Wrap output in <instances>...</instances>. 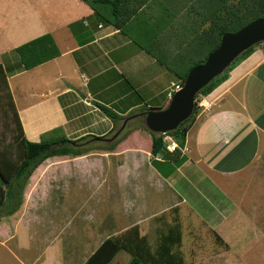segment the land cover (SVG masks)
I'll use <instances>...</instances> for the list:
<instances>
[{"label": "crops", "instance_id": "crops-1", "mask_svg": "<svg viewBox=\"0 0 264 264\" xmlns=\"http://www.w3.org/2000/svg\"><path fill=\"white\" fill-rule=\"evenodd\" d=\"M201 3L117 0L115 5L99 4L95 11L85 0H0L3 38L9 44L2 59L11 69L8 82L26 137L40 141L44 133L56 128L70 139L108 135L116 122L99 104L121 116L140 115L146 107H166L180 78L164 62L176 61L186 52L200 15L196 6ZM44 34L53 36L61 55L23 69L16 47ZM207 98L212 105L199 110L188 130L181 164L158 157L156 163L151 135L140 129L133 130L113 151L44 160L25 187L21 208L0 216L1 246L20 264H27L22 259L25 253L42 244H46L43 253H48L58 240L66 242L62 236L71 233L73 243L88 245L79 251V258L67 260L63 252L56 257L61 264H85L105 240L130 227H137L140 236L154 239L156 231L165 227L163 213L169 220L176 217L181 227L190 215L221 236L225 226L239 223L232 214L237 212L239 218V213H247L240 187L252 189L246 199L262 202L257 190L264 186V44L238 63ZM119 157L126 165L107 173L105 165ZM82 159L86 161L83 169L71 167V162ZM147 163L146 171L142 166ZM124 166L133 170L132 193L126 187L129 179ZM97 168L102 169L103 177L95 173ZM257 170L263 173L254 176ZM257 175L259 181L255 180ZM75 177L92 180L89 190L96 182L99 187L106 181L103 195L119 200L120 213L115 215L110 208L94 221L92 208L70 203L65 191L70 190L69 180ZM54 181L65 184L55 189L58 184ZM143 187L159 193L169 188L179 199L161 209L153 205L155 197L146 205L151 206L147 210L133 201L124 207L128 195L149 196L141 193ZM81 233L77 242L78 237H74ZM183 239L182 228V243ZM123 251L109 264L120 261ZM199 256V262L184 264H201ZM40 257L45 256L39 255L31 264H39Z\"/></svg>", "mask_w": 264, "mask_h": 264}, {"label": "trees", "instance_id": "trees-1", "mask_svg": "<svg viewBox=\"0 0 264 264\" xmlns=\"http://www.w3.org/2000/svg\"><path fill=\"white\" fill-rule=\"evenodd\" d=\"M85 1L97 11L99 4L111 3L115 5L117 0ZM196 8L200 11V15L197 18V24L193 26L194 29L191 31L186 52L180 54V59L175 58L176 61L164 62L180 78V85L184 84L190 69L203 63L207 56L219 45L224 33L235 32L249 22L264 17V0H202V3ZM207 22L208 25L205 26ZM259 44L261 43L243 52L223 74L217 76L205 86L196 95V98L210 94L223 83L229 77L230 71L247 58ZM15 51L23 69L33 68L61 55V51L51 34H44L25 42L17 46ZM149 51L152 53L151 50ZM155 55L160 57L158 53ZM10 71V68L0 62V85L7 87L9 90L8 72ZM10 93L11 91H9V102L13 110L14 127L17 131L16 139L21 150L16 160L10 159L6 151H0V208L5 205L6 215H11L21 208L24 202L25 187L29 183L32 173L47 158L85 155L98 149H105L103 146L98 145L107 142L109 144L106 150L113 151L131 133H126L118 140L111 142L112 139L108 138V135H87L78 139H70L61 132L60 128H56L44 133L40 141H31L25 135L13 94ZM99 105L115 122L126 120L129 117H123L103 104ZM150 109L152 108L146 107L144 110L148 111ZM199 110L200 108L195 100L193 114L182 122L177 129L165 134L151 131L146 126L145 115L142 113L134 115L130 119L139 120L141 124H138L136 129L148 132L151 135V153L156 163H158V158H163L166 161L178 160L175 163L181 164L185 159L182 148L185 146L186 135L194 124ZM168 135L172 136L179 145V148L175 151H169L168 149L169 142L165 139ZM130 229L135 233L133 237H124L121 240L119 238H108L85 264H109L120 250L128 251L131 254L130 264H184V259L173 254L171 250L173 245L182 243L180 222L176 221L175 224L169 226L168 234L161 238V243L156 252L151 250L146 237L139 236L137 227Z\"/></svg>", "mask_w": 264, "mask_h": 264}, {"label": "rangeland", "instance_id": "rangeland-1", "mask_svg": "<svg viewBox=\"0 0 264 264\" xmlns=\"http://www.w3.org/2000/svg\"><path fill=\"white\" fill-rule=\"evenodd\" d=\"M0 7H2V5H0ZM0 14H2V8L0 9ZM206 25H208V22ZM3 29H4V23H3V20L0 19V59H2L3 53L8 51L7 49L9 45L8 42L3 38L4 37ZM262 44H264V42ZM3 60L4 59H2L0 62H3ZM9 91H11V89L9 90L7 87L0 85V151H6L7 156L10 159L16 160L18 158V155L21 149L19 148L17 139H16L17 131L14 127L15 123L13 120V110L11 109L10 102H9V99H10ZM128 116L129 117L126 120H118L116 122V126L114 127L113 131H111L110 134H108V138H112L115 135V133L123 126L124 122L126 121L125 127L122 130V132L116 138L112 139L111 142H113L114 140H118L121 136L125 135L126 133L132 132L133 130L137 128L138 124H141L139 120L130 119L133 116H130V115ZM123 117H126V116H123ZM167 141L170 142L169 140ZM108 144L109 142L105 144H99L98 146H103L105 149H98L93 152L108 151L106 150V147ZM144 147L147 148L145 145ZM91 153L92 152L88 154H91ZM69 157L72 158L73 156H69ZM151 163H152V160H151ZM82 164L83 165L86 164V161L84 159L71 162V167H73L74 169H76V167L83 169L84 166ZM124 164H125V160H123V158L121 157L114 158L112 161L109 162V164L105 165L108 168V169L106 168L107 173L111 174V172L118 171L119 167ZM95 167H92L91 170L94 171ZM148 167H149V163H147L145 166H142V169L146 170ZM124 169H125V173H124L125 177L128 176V179H129L126 184V187L128 188V192L132 193L131 182L133 183V180L135 179L131 177V175H133L132 173L133 170H130V166H124ZM60 172L62 173L61 170H59V173ZM263 172H261V170L254 171V176H256V174H261ZM95 173L101 175L103 171L102 169L99 168L98 170L95 171ZM187 175H189V173ZM190 175H189V178H190ZM255 180L257 181L260 180L258 175L255 178ZM263 181L262 183L264 184ZM54 182L55 184H58L57 187H55V189H57L58 186H61V185L63 186L65 184V183L61 184L59 181H54ZM90 182L93 183L92 180L91 181H85V180L80 181L78 177H75V179L71 178L69 180L70 190L67 191L66 189H64L66 190L65 199H68L70 203L75 202L77 206L85 205L89 208V210L90 208H92L95 211L93 215L96 216L94 221L102 216L103 211L107 212V209H110V208L113 211V214L115 215L119 214L120 213L119 212V209H120L119 200L118 201L114 200L115 197H112L111 194L109 195V197L103 195V192L105 191L104 189L106 188L105 187L106 181H103V183L99 185V187L96 182L95 183L96 185L94 188H92V190L91 189L89 190ZM143 190L144 191H142L141 193L144 195L148 194L149 196L147 197L145 196V198L144 196H140L137 198V197H134L133 195H128L127 201H125L123 206L126 207V204L128 206H131L133 204L132 203L133 201L134 203H141L142 205H144V207L147 210V209H150L151 206H146V205L149 203V201H151L152 197L153 198L155 197V203L153 205L155 206V208L161 209L162 206L170 205L171 203H174L178 201L179 199V197L176 194L174 195V192L170 190L169 188H167L166 191L161 192V193L157 192L155 188H151V187H148V188L143 187ZM239 191L242 195L244 194V196L242 197V201L244 202L243 209H245L247 213L245 212L239 213V218L237 217L238 215L237 212L232 214L231 218L235 219V221H237L238 219L239 223L232 222L233 226L231 225L225 226V228L221 230V232H219L221 236L223 237V239L225 240V242L223 241L221 236L217 233V231L209 229L203 223L198 222L197 219L190 218V215H187V218H185L182 223V228L184 232L183 243L178 244V245L177 244L173 245L171 249L172 253L178 256H181L184 259V263L187 261L192 262V263H195V261L199 262L198 256L200 255L199 258L203 259V261H201V264H264V186L262 187L260 186L257 190V193L262 197L261 198L262 202H257L255 200L246 199L250 197L248 193H252L253 192L252 189L244 188V190H242L240 187ZM55 198H57V196H55ZM24 199H25V196H24ZM123 201L124 200H122V202ZM4 208H5V205L4 207L0 208L1 217L6 215ZM167 216L168 215L163 213L162 219H161V220H165L166 222L165 227H163L162 224H160L162 228L156 231V236L155 237L153 236L154 239L152 240L151 238L146 239L147 242L150 241L151 244H148V245L153 252H156L158 246L161 243V238L168 234V228H169L168 225L171 224L170 221H172V224H175V222L177 221L176 217L173 216L169 220L167 219ZM84 224L85 223L81 224L82 228L85 227ZM130 228L127 230L126 229L123 230V232L120 233L117 237L112 236L111 238H119L121 240L124 237L125 238L133 237L135 233ZM72 230H73V226L69 228V231H72ZM70 234L71 233H67L64 236H62L63 237L62 239L66 240V242L61 243L58 240L55 245L51 246L48 253H43L46 244H42L41 246L35 247L34 250L28 251L27 253L24 252L25 255L22 256L23 257L22 259L27 264H31L34 258L38 257L39 255L44 254L45 257H40L41 261L39 262V264H43V263L61 264L59 263V258L56 257L57 255H61L60 252L64 253L67 260L71 257L79 258V256L81 255L79 251H81L82 248L87 246L88 244L85 243L84 245H80L79 247V244L73 243V238L70 237ZM82 235L83 233L78 234L74 237V238L78 237L76 239L77 242H80V240L82 239L81 238ZM75 245L78 246L76 250L74 249ZM15 251H17L18 253H21L18 250H15ZM74 251H76V253H74ZM126 252L128 251L124 250L121 254L122 255L124 254L125 256L120 257V261L118 259V262L114 260L115 261L114 264H130L132 256L130 258L128 255L129 252L128 253ZM0 264H20V263L15 258H13L11 254H9L7 249L2 247L0 244Z\"/></svg>", "mask_w": 264, "mask_h": 264}, {"label": "water", "instance_id": "water-1", "mask_svg": "<svg viewBox=\"0 0 264 264\" xmlns=\"http://www.w3.org/2000/svg\"><path fill=\"white\" fill-rule=\"evenodd\" d=\"M264 42V17L257 18L235 32L222 35L219 45L206 60L190 69L184 84L174 91L169 104L161 109L142 112L145 124L153 132L167 133L175 130L194 111L196 95L226 69L247 49ZM123 126L110 138H116Z\"/></svg>", "mask_w": 264, "mask_h": 264}, {"label": "built area", "instance_id": "built-area-1", "mask_svg": "<svg viewBox=\"0 0 264 264\" xmlns=\"http://www.w3.org/2000/svg\"><path fill=\"white\" fill-rule=\"evenodd\" d=\"M182 85L176 84L174 87V91L180 88ZM197 105L200 109H208L212 105V101L209 100L206 96L196 98ZM166 140H169L168 149L169 151H175L177 148H179L178 143L175 141V139L172 136H166Z\"/></svg>", "mask_w": 264, "mask_h": 264}]
</instances>
